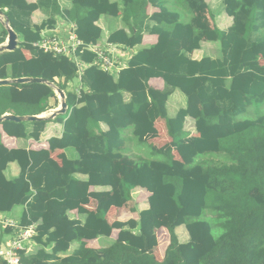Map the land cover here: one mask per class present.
I'll use <instances>...</instances> for the list:
<instances>
[{"label": "trees", "instance_id": "obj_1", "mask_svg": "<svg viewBox=\"0 0 264 264\" xmlns=\"http://www.w3.org/2000/svg\"><path fill=\"white\" fill-rule=\"evenodd\" d=\"M221 5L231 18L226 30L217 27L206 0H175L172 7L165 0H72V7L62 11L57 0H0L5 19L22 39L16 49L0 53V80L42 78L64 89L55 80L77 74L67 57L32 45L42 29L55 23L56 14L76 24L75 33L86 45L101 37L100 16L119 12L129 32L112 31L108 43L133 48L144 33L157 35L154 44L136 50L116 78L98 67L94 53L77 51L89 64L81 76L87 90L79 97L65 91L70 110L64 120L57 119L63 134L49 143L79 147L80 157L59 165L48 150L7 149L0 143V213L26 204L20 225L40 221L33 237L39 249L19 252L18 264H264V0H221ZM147 6L157 11L148 16ZM35 10L48 16L39 25L31 21ZM6 37L2 26L0 44ZM202 41L218 42L219 56L192 58ZM153 77L163 80V89L149 85ZM25 85L0 84V116L44 111L52 91L28 102L19 91ZM175 90L186 104L169 116L166 102ZM248 112L251 116L239 118ZM187 117L197 132L192 138L185 130ZM158 118L165 121L171 144L148 147L146 158L127 154L123 131L131 128L132 137L139 138L155 132ZM48 121L4 120L0 125L10 136L25 137V124L31 122V136L37 138ZM101 122L107 130H101ZM204 155L223 160H198ZM10 161L19 163L21 173L6 180L2 171ZM75 173L87 179L77 180ZM91 186L109 190L92 192ZM135 188L149 192L148 207L136 219L109 223V208L123 206ZM90 198L96 201L94 211L84 207ZM71 210L83 220L70 217ZM179 226L188 234L186 242L177 237ZM114 230L109 245L87 246ZM157 230L169 235L163 250ZM74 242L77 247L66 254Z\"/></svg>", "mask_w": 264, "mask_h": 264}, {"label": "crops", "instance_id": "obj_2", "mask_svg": "<svg viewBox=\"0 0 264 264\" xmlns=\"http://www.w3.org/2000/svg\"><path fill=\"white\" fill-rule=\"evenodd\" d=\"M29 3H34L36 0H27ZM111 2H115L117 0H110ZM166 5L169 7L174 6L175 0H165ZM206 2L209 4L210 8L211 5L206 0ZM216 4H218L219 8L221 9L220 12H225L222 9L221 0H215ZM57 4L59 5L60 10H67L72 7V0H57ZM214 20L217 25V27L221 30H226L230 24H231V18L230 23L222 28L220 27L216 22V12L213 11L211 8ZM157 8H153L151 6H147L146 14L150 16L153 12H156ZM47 14L42 12L41 10H35L31 14V21L35 25L41 24L43 21L47 19ZM186 17V15H185ZM55 23L51 26V28H61V29H68L71 30V28L74 26L76 28V24L69 20L63 18L60 14H56L54 16ZM96 25L99 26L102 30L100 39L95 43L98 45V47L107 50L114 55L118 59H120L121 66L117 68L116 70L112 72H108L109 74L113 75L114 78L117 77L119 71L125 67L130 60L131 56L136 52L138 48L141 47H148L152 44H154L157 41V35L154 34V32H146L142 36V41L140 45H137L133 48H124L122 46L111 44L107 42L109 34L117 29H124L126 32H129V26L128 24L123 20L122 14L119 12L118 15H102L100 18L96 21ZM45 29V28H44ZM76 30V29H75ZM0 37H2V24L0 22ZM6 40V38H5ZM22 41L21 37L18 35V43ZM5 42V41H4ZM3 42V43H4ZM1 43V44H3ZM213 43L217 48H219L218 42L213 41H202L201 46L199 49L194 50L192 53V58L194 59H200L203 56H210L208 53H205L204 47L206 45H209ZM0 44V45H1ZM219 51V50H218ZM22 52L24 53L26 58L30 57V52L27 49H23ZM214 58L215 56H210ZM89 64L82 61V73L86 67H88ZM99 67V66H98ZM100 68V67H99ZM101 69V68H100ZM104 71V70H103ZM78 76L77 74L68 80L63 79H57L55 80L56 83H59L60 85H64V89H61L65 95V101H66V93L65 91L74 92L77 97L81 95L82 91H86L87 87L84 85V83L81 80V76ZM149 85L155 89H163V80L161 78L153 77L149 79ZM56 88H58L57 84L54 83L46 84H29L21 87L19 89L20 92L24 94L22 96L23 100H26L28 102H35L38 100L40 96L46 90H51L53 94H50L46 100H45V108L44 111H42L39 114H34L37 117H40L41 119H49L48 122L43 127V130L39 133V136L37 138L31 136V133L34 131V126L31 122H26L25 124V131L27 135L25 137H16V136H10L3 130L2 126L0 125V143L7 149H25L27 151H39L41 149L48 150L50 157L57 163L61 164L64 159L69 158H78L82 154V149L79 147L73 148H59V147H50V141L53 139H60L63 134V123L59 122L57 119L62 118L63 120L66 118V116L69 113V107L67 105L65 113H60L58 110L61 107V100L58 98ZM51 91H47L50 92ZM124 100L127 101L129 99V94L127 92L123 93ZM186 104L185 96L182 95L179 91L175 90L171 93L169 96L167 102H166V108L169 116H173L176 114V112L184 107ZM4 114H13L12 112H4ZM3 114V115H4ZM14 115V114H13ZM27 116V115H23ZM24 121H32V120H24ZM1 123V122H0ZM101 130L105 131L107 130L108 126L106 123L101 122L100 123ZM155 132H151L145 135L140 136L139 138L132 137L131 134V128H126L123 131V136L126 138V148L127 154L131 156H141V157H148L150 146H155L157 148H163L164 146L171 144V138L167 135L166 128H165V121L161 118H158L155 121ZM185 130L189 132V137H195L197 135V132L195 130L194 121L193 119L187 117L185 121ZM174 157L176 159H179L178 154L176 151L173 152ZM21 173L20 165L17 161H10L6 164L5 168L2 171L3 176L6 180H13L17 178ZM74 178L77 180L85 181L87 179V175L81 174V173H75L73 174ZM109 190V187H103V186H91L90 191L92 192H101ZM139 194V195H138ZM136 195V196H135ZM149 195V192L145 191L144 189L135 188L130 193V199L123 204L121 207H115L111 206L106 214V219L109 223H113L114 221H125L129 218H137L138 212L142 209H145L148 207L147 204V197ZM142 197H145L146 204H144L140 209L135 206V203L137 201L142 202ZM144 200V199H143ZM85 208L94 211L96 208V201L93 198L89 199V203L87 205H84ZM126 207H128V212L130 216L128 218H125L126 216ZM27 209L26 204H18L13 206L10 210L0 213V239H8L15 235V228L9 226L8 224L12 222L16 227H24L20 225V219ZM125 214V215H124ZM70 217L72 218H79L83 220V216H80L76 210H71L69 212ZM40 221H37L35 223H32L28 226H32L35 228L39 224ZM6 225V226H4ZM10 227L12 230L9 233H2V229ZM26 227V226H25ZM184 226H179L176 228V231ZM37 233V232H36ZM35 233V235H36ZM117 235V231L114 230L112 234L109 237H99L94 240L87 241V246L92 248H99L104 247L110 244V242L115 239ZM188 240V237L185 241ZM77 247V242H74L71 244L68 252L66 254L71 253L75 248ZM39 249V245L34 241L29 246V252H35Z\"/></svg>", "mask_w": 264, "mask_h": 264}, {"label": "built area", "instance_id": "obj_3", "mask_svg": "<svg viewBox=\"0 0 264 264\" xmlns=\"http://www.w3.org/2000/svg\"><path fill=\"white\" fill-rule=\"evenodd\" d=\"M75 29L74 26L71 30L46 27L41 30L40 38L32 45L53 56L67 57L76 65L78 76L82 73V61L76 55L79 50L94 53L95 62L104 71L112 72L121 66L120 59L113 53L98 47L97 44H84L77 37ZM57 96L60 99L58 94ZM8 225L14 227L16 232L13 237L0 241V260L5 261L6 264H18L19 252L29 253V246L34 242L36 231L32 226L16 227L12 222Z\"/></svg>", "mask_w": 264, "mask_h": 264}, {"label": "rangeland", "instance_id": "obj_4", "mask_svg": "<svg viewBox=\"0 0 264 264\" xmlns=\"http://www.w3.org/2000/svg\"><path fill=\"white\" fill-rule=\"evenodd\" d=\"M208 2L210 3L211 8L213 9V11L216 12V22H217V24L220 27H222V28L226 27L230 23V19L228 17H226V15L223 12H220L221 9L219 8L218 4H216L215 0H208ZM2 19H3V17H1V20ZM1 20H0V22H1ZM2 21H3V23L1 22V24H2V26H4V20H2ZM218 50H219V48H217V46H215L213 43H211L209 45H206L204 47L205 53H208L210 56L218 57L219 56V51ZM262 107H264V105ZM249 116H251V114H249V112H248L246 114L241 115L239 118L244 119V118H248ZM201 158H206L207 160H212V161H214L216 163L223 160L222 157L210 156V155L209 156L208 155L199 156L198 160L201 159ZM139 201H137L135 203V206L140 209L144 204H146V199H145V197H142V202H139ZM127 212H128V207H126V213ZM129 216H130V214L127 213L125 218H128ZM176 234H177V237H178L180 242H186L185 240L187 239L188 234H187V232H186L184 227L179 228L176 231ZM156 235H157V239H158V245L160 244L159 248H160V250H163L164 247L166 246V244L169 243V235L167 236V234L165 235L164 231H160L159 232L158 230L156 232ZM152 238L153 237L151 235L149 237H147V240H146L147 246L150 245V242H151ZM164 240H165V244L163 242ZM0 241H1V239H0ZM156 242H155V244H156ZM162 246H163V249H161Z\"/></svg>", "mask_w": 264, "mask_h": 264}, {"label": "water", "instance_id": "obj_5", "mask_svg": "<svg viewBox=\"0 0 264 264\" xmlns=\"http://www.w3.org/2000/svg\"><path fill=\"white\" fill-rule=\"evenodd\" d=\"M1 17H3L2 20H4V27L7 31V38L3 44L0 45V53L4 51H12L18 47V35L17 33L10 27L7 19H5L2 11L0 10V20ZM1 22L3 23V21ZM32 84V83H46L51 84L52 82H49L42 78H32V77H22V78H16V79H1L0 84ZM57 93H59V97L61 100V107L58 110L60 113H65L67 108V103L65 101V95L63 91L59 88H56ZM41 119L40 117H37L35 115H27V116H20V115H13V114H4L0 116V122L4 120H13V121H24V120H37Z\"/></svg>", "mask_w": 264, "mask_h": 264}, {"label": "clouds", "instance_id": "obj_6", "mask_svg": "<svg viewBox=\"0 0 264 264\" xmlns=\"http://www.w3.org/2000/svg\"><path fill=\"white\" fill-rule=\"evenodd\" d=\"M7 38V37H6Z\"/></svg>", "mask_w": 264, "mask_h": 264}]
</instances>
